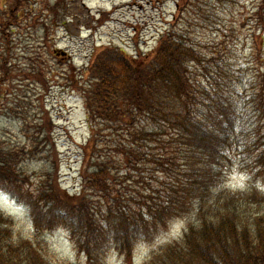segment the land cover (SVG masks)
<instances>
[{"label":"trees","instance_id":"16d2710c","mask_svg":"<svg viewBox=\"0 0 264 264\" xmlns=\"http://www.w3.org/2000/svg\"><path fill=\"white\" fill-rule=\"evenodd\" d=\"M26 2L13 0L4 11L0 0V46H8L9 27L19 26L15 11L31 9ZM255 14L261 35L251 54L259 68L244 97L238 63L226 50L200 55L199 45L179 35L177 20L145 55L94 50L83 73L89 138L76 194L61 187L45 105L33 107V117L18 111L23 102L9 106L25 141L0 136V190L26 208L31 225L26 238L15 235L14 219L0 211V264H54L45 237L57 230L67 234L78 264H106L110 255L133 264L142 250L143 264H264V0ZM25 76L41 81L40 74ZM243 155H254V185L228 190L230 166ZM44 162V172L29 169ZM174 223L179 237L157 245Z\"/></svg>","mask_w":264,"mask_h":264},{"label":"rangeland","instance_id":"374dc122","mask_svg":"<svg viewBox=\"0 0 264 264\" xmlns=\"http://www.w3.org/2000/svg\"><path fill=\"white\" fill-rule=\"evenodd\" d=\"M2 2V9L7 11L13 0ZM26 4L31 9L15 11L19 26L9 27L8 46L4 43L0 46V53L6 55L9 48L11 55L4 63L9 72L0 87V112L4 113L0 114V136L10 143L23 144L24 125L8 114L7 109L23 102L16 108L33 117L36 111L33 107L45 105L54 126L52 136L60 160V184L71 195L81 188L82 146L89 138L82 93L86 84L83 73L96 47L116 45L130 55L138 51L145 53L157 45L168 25L177 20L179 35L189 41L190 46L199 45L200 55L210 57L213 52L216 57L226 50V55L238 63L245 85L241 92L243 97L245 89L250 92L249 85L255 78L256 67L259 68L251 54L255 48L254 36L261 35L255 14L259 0H27ZM260 40L257 38V42ZM56 50L65 52L69 58L57 56ZM260 55L264 58V50ZM230 66L233 68L232 62ZM26 74H40L41 81L34 77L28 79ZM254 120L246 122L250 124ZM253 158L239 156L238 162L230 166L226 189L244 190L254 185L251 180L252 173L256 175L252 170ZM226 166L222 165L228 169ZM46 168L45 162L29 167L37 173ZM261 184L259 180L258 185ZM91 198L98 202L95 195ZM0 211L14 219V234L20 233L26 238L31 225L26 208L9 196L7 200H0ZM180 233L181 224L169 225L157 245L177 239ZM45 239L54 264L82 262L64 231L57 230ZM144 251L135 262L139 263ZM106 264L119 262L110 255Z\"/></svg>","mask_w":264,"mask_h":264},{"label":"snow or ice","instance_id":"6c2138e0","mask_svg":"<svg viewBox=\"0 0 264 264\" xmlns=\"http://www.w3.org/2000/svg\"><path fill=\"white\" fill-rule=\"evenodd\" d=\"M236 186H240V185H236ZM7 193V189H2L0 190V200H7L9 199V195L6 194ZM179 227V225H177V228ZM177 229L174 228L173 229V233H175ZM159 242V241H158Z\"/></svg>","mask_w":264,"mask_h":264}]
</instances>
